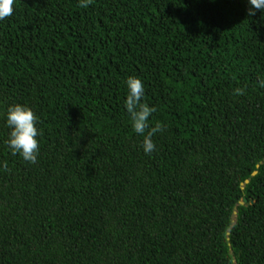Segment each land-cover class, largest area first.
<instances>
[{"label":"trees","instance_id":"obj_1","mask_svg":"<svg viewBox=\"0 0 264 264\" xmlns=\"http://www.w3.org/2000/svg\"><path fill=\"white\" fill-rule=\"evenodd\" d=\"M79 4L15 0L0 21V264H264V12ZM129 77L164 125L150 155ZM16 104L38 117L36 164L5 144Z\"/></svg>","mask_w":264,"mask_h":264},{"label":"clouds","instance_id":"obj_2","mask_svg":"<svg viewBox=\"0 0 264 264\" xmlns=\"http://www.w3.org/2000/svg\"><path fill=\"white\" fill-rule=\"evenodd\" d=\"M15 0H0V21L7 19L13 14ZM92 0H80L79 6L87 8ZM249 16L264 12V0H248ZM260 87L264 88V80H260ZM127 98L125 108L131 119L133 131L144 137L142 147L146 155H150L156 150V145L152 137L164 131V125L157 122L154 127H150L149 117L156 111L154 107H149L142 103L144 97V85L139 78L129 77L127 79ZM242 88H236L234 96L245 95ZM7 126L10 129L9 138L5 141L13 156L19 154L28 163L36 164L39 154L40 144L37 139L41 135L37 128L38 117L29 107L16 104L8 108ZM3 170H8L7 162H3Z\"/></svg>","mask_w":264,"mask_h":264},{"label":"water","instance_id":"obj_3","mask_svg":"<svg viewBox=\"0 0 264 264\" xmlns=\"http://www.w3.org/2000/svg\"><path fill=\"white\" fill-rule=\"evenodd\" d=\"M257 174H258V171H255V172L252 174V176H255V175H257ZM249 182H250L249 180H246L245 184H248ZM245 184L242 185V188H243V189H244V185H245ZM246 203H247V199H243V201L240 202L241 205H245ZM234 214L237 215V208H235V210H234Z\"/></svg>","mask_w":264,"mask_h":264}]
</instances>
